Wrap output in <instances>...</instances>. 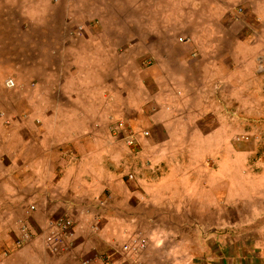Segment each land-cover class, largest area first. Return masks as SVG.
Segmentation results:
<instances>
[{
    "label": "rangeland",
    "instance_id": "374dc122",
    "mask_svg": "<svg viewBox=\"0 0 264 264\" xmlns=\"http://www.w3.org/2000/svg\"><path fill=\"white\" fill-rule=\"evenodd\" d=\"M76 1L0 0V209L15 187L12 177L29 174L32 190L33 145L39 141L46 148L54 145L53 135L37 134L41 124L36 110L51 111L56 90L47 86L50 76L38 69L33 54L41 56L43 52L38 34L60 38L64 24L57 19L63 20L65 6ZM114 1L119 6L135 2L138 9L143 3ZM152 2L168 19L163 29L173 35L169 42L174 48L169 49L175 52L179 44L198 51L203 45L216 47L212 57L221 63L217 62L210 74L226 79L228 70L230 83L226 88L217 83L210 88L196 87L200 91L197 98L185 103L183 88L174 84L180 72L184 73L177 71L183 69V63L173 61L176 71H161L166 64L158 70L151 65V57L142 58L145 64L137 71L129 70V79L122 74L125 80L120 87L132 91L136 102L129 109L121 99L114 102L109 117L116 145L109 173L119 176L118 180L110 181L96 197L65 200L71 210L45 205L42 199L41 206L38 199L23 200L19 205L24 215L18 219L28 225L30 239L50 254L44 241L46 221L69 214L74 220L73 235L56 254H50L52 258L68 257V264L85 259L106 264L107 257L111 264H124L119 249L135 235L148 240L143 258L148 264H240V259L256 258L264 249V22L253 19L256 6H264V0ZM219 5L224 7V16L217 21L210 13ZM49 13L54 23L33 21L34 16ZM45 25L49 33H44ZM80 26L75 24L66 31L79 32ZM209 31L214 34L210 42L200 44L199 39ZM189 32L197 35L196 41L185 35ZM222 59L228 60L226 65ZM148 72L151 85L143 84ZM189 72L191 82L207 78L197 69ZM8 79L14 85H6ZM39 79L46 80L45 84L40 86ZM128 82L134 87L126 88ZM211 89L214 92L207 96ZM72 91V86L61 87L58 102L61 95ZM162 99L165 103H160ZM157 111L169 115L157 117ZM164 119L177 135L166 134L160 125ZM120 123L117 134L115 128ZM55 138L60 143L64 136ZM99 163H94L96 168ZM50 209L56 211L50 213ZM7 215L13 221L17 218ZM0 218L4 220L5 215ZM13 232L11 228L6 237L13 238ZM54 262L57 264L55 260L49 264Z\"/></svg>",
    "mask_w": 264,
    "mask_h": 264
},
{
    "label": "crops",
    "instance_id": "0c3cea01",
    "mask_svg": "<svg viewBox=\"0 0 264 264\" xmlns=\"http://www.w3.org/2000/svg\"><path fill=\"white\" fill-rule=\"evenodd\" d=\"M118 4L114 0H77L65 6L67 12L63 20L57 19V22L64 24L60 38L55 39V37L38 34L39 47L43 52L41 56L35 53L33 56L35 60L38 58V69L50 76L47 86L56 90L54 95L56 99L53 100L55 107L51 111L36 110V117L41 124L37 134L40 135L43 132V134L53 135L54 145H48L46 148V145L41 144L40 141L33 145L35 172L32 174L31 191L28 184L30 183L29 174L22 178L12 177L10 180L11 183H15V189L13 188L11 194H8L9 198L5 207L0 209V216L5 215L4 220L0 218V254L4 251L9 254L3 257L1 264H49L54 260L57 264H68L65 260L68 257L52 258L51 253H47L45 247L43 248L37 240L30 239L20 247L15 244L19 230L15 221L19 220L18 216L24 215V210L19 204L31 198L38 199L41 206L42 199L45 205L50 203V206L71 210V205H68L65 200L96 197L107 188L110 181L118 180L119 176L109 173L113 170V150L116 146L111 136L112 122L109 117L112 118L111 109L114 107V102L117 103L121 99L124 107L128 109L132 108L130 105L136 102L131 97L132 91L127 89L129 91L127 93L120 87L121 80H125L122 74H126V79H129L127 73L129 70L137 71L138 66L142 67L145 64L142 58L151 57V65L158 70L166 64L167 67L161 71H176L172 68L173 65L171 66L173 61L179 65L183 63L181 66L183 69H177V71L184 73L180 72L174 84L183 88V96L187 98L185 103H189V99L197 98L200 93L197 88L205 86L210 88L216 83L226 88L230 83L228 70L227 73L225 72L226 79L210 74L217 67L216 65L221 63L220 60L212 57L216 55L212 53L217 49L216 47L203 45L204 49L199 50L201 54L194 48L180 44L175 46L179 48L175 52L169 49L174 48L172 42H169L172 41L173 35L163 29L168 19L160 14L161 8L155 5L153 7L152 0H143L140 9L135 2L132 5L127 4L128 6ZM223 8L220 5L215 6L210 16L218 21L224 16ZM255 9L257 12L254 11L253 19L264 22V6L259 4ZM52 17V13L43 17L34 16L33 21H41L44 24L54 23L55 20ZM75 24L81 25L79 32L66 31L74 28ZM48 28V25L44 26V33H49ZM185 35L191 40L197 39V35L190 32ZM205 35L199 39L200 44H204L205 40L210 42L208 40L214 36L212 31ZM182 57L183 59L179 61ZM222 62L226 65L228 60L222 59ZM190 68L205 72L207 78H201V76L196 79L198 82H191ZM148 76L149 78L145 79L143 84L151 85V72H148ZM137 80L134 77L135 84ZM45 81L39 79V85H44ZM159 83L166 86L165 82ZM124 84H127L126 88H133L135 85L133 82ZM66 86H72L73 91L63 97L61 95L58 102V90ZM212 92L214 91L211 89L205 94L210 96ZM160 101L165 103V99ZM66 102L70 105L62 106ZM155 115L164 118L163 116L167 117L169 113L157 111ZM160 125L166 134L177 135L174 133L173 126H170L171 124L165 119L160 122ZM62 135L64 138L57 143L55 137ZM99 161V167L96 168L94 163ZM25 186L26 188H23ZM29 192L31 194H28ZM17 205L18 207L15 208ZM49 211L53 213L56 209ZM7 214L16 215L17 218L13 221L11 216L8 219ZM11 228L14 236L8 238L6 232ZM262 252L256 258H249L247 261L240 259V264H264V249ZM224 264L229 262L226 261Z\"/></svg>",
    "mask_w": 264,
    "mask_h": 264
},
{
    "label": "built area",
    "instance_id": "2783aa9c",
    "mask_svg": "<svg viewBox=\"0 0 264 264\" xmlns=\"http://www.w3.org/2000/svg\"><path fill=\"white\" fill-rule=\"evenodd\" d=\"M6 85H14L11 79L6 81ZM122 124L116 126V133L119 134ZM145 134V133H144ZM131 137V136H130ZM129 144L133 143L130 138ZM129 178H132V175H129ZM31 209L33 207L31 206ZM18 237H16V245L23 244L26 241L30 240L31 232L28 225L22 221H18ZM74 227V220L69 214H62L55 218H48L46 221V230H48V235L44 238L45 246L49 252L56 254L59 250L61 244L70 236H72V230ZM148 249V240L140 235H135L129 238L119 249L121 253L122 261L124 264H148L143 258ZM6 256V252L0 254V264L2 263L3 257ZM110 257V256H109ZM106 259V258H105ZM106 264H111L107 257ZM105 261V260H101ZM80 264H91L90 260H82Z\"/></svg>",
    "mask_w": 264,
    "mask_h": 264
}]
</instances>
